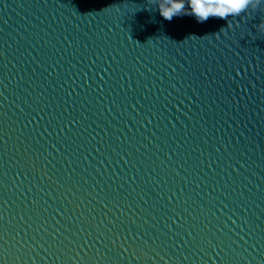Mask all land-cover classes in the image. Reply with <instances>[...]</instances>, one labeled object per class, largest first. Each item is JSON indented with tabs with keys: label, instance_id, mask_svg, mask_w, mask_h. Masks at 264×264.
Listing matches in <instances>:
<instances>
[{
	"label": "water",
	"instance_id": "1",
	"mask_svg": "<svg viewBox=\"0 0 264 264\" xmlns=\"http://www.w3.org/2000/svg\"><path fill=\"white\" fill-rule=\"evenodd\" d=\"M262 22L0 0V264H264Z\"/></svg>",
	"mask_w": 264,
	"mask_h": 264
},
{
	"label": "clouds",
	"instance_id": "2",
	"mask_svg": "<svg viewBox=\"0 0 264 264\" xmlns=\"http://www.w3.org/2000/svg\"><path fill=\"white\" fill-rule=\"evenodd\" d=\"M161 16L171 21L184 14L194 15L198 22L210 17L227 19L238 16L249 9H256L264 0H156ZM264 30V22L260 25Z\"/></svg>",
	"mask_w": 264,
	"mask_h": 264
}]
</instances>
